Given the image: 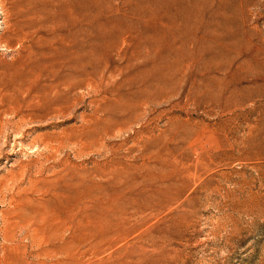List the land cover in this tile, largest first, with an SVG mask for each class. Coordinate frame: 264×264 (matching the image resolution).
<instances>
[{
    "label": "rangeland",
    "instance_id": "rangeland-1",
    "mask_svg": "<svg viewBox=\"0 0 264 264\" xmlns=\"http://www.w3.org/2000/svg\"><path fill=\"white\" fill-rule=\"evenodd\" d=\"M67 2L0 0V264H264V0Z\"/></svg>",
    "mask_w": 264,
    "mask_h": 264
},
{
    "label": "bare ground",
    "instance_id": "bare-ground-1",
    "mask_svg": "<svg viewBox=\"0 0 264 264\" xmlns=\"http://www.w3.org/2000/svg\"><path fill=\"white\" fill-rule=\"evenodd\" d=\"M101 1L102 2H104V0H68V2H67V4L65 5V7H64V9L65 10H61L60 12H58L57 14H55V15H53V17L55 16V17H57L58 19H60V20H63L65 17H66V14H64V13H68V14H75V15H78V17H77V19H76V21L78 22L77 24H79L82 20H85V19H87V20H90V19H95L96 18V16L95 15H91V14H87V15H85V13H83V12H87V11H91V9L93 8V10H95L94 8H98V6H99V4L101 3ZM106 2V1H105ZM134 2V3H133ZM110 3V2H109ZM108 3V4H109ZM121 4L123 5V6H126V7H129V5L130 4H135L136 5V10H134V9H130L131 10V12H133V13H136L138 16V18L139 19H141L143 16H147V15H151V19H155V20H161L160 19V17H162V16H167V18H168V20L169 21H174L176 18L175 17H177V16H175L174 15V13H172L171 11H170V9H168V7H170L169 5H168V7H165L164 5H163V3L161 2V0H121ZM172 5H173V3H172ZM133 6V5H132ZM132 6H130V7H132ZM188 6V5H187ZM118 7V6H117ZM174 7V6H173ZM172 7V8H173ZM134 8V7H133ZM171 8V9H172ZM187 8V7H186ZM128 9V8H127ZM176 9V8H175ZM132 10H134V11H132ZM94 12V11H93ZM178 12H179V10H178ZM176 13V12H175ZM180 13V12H179ZM178 13V14H179ZM94 14V13H93ZM178 14H176V15H178ZM182 14V13H181ZM129 15H131V14H129ZM133 15V14H132ZM180 15V14H179ZM98 16V15H97ZM181 16V15H180ZM52 16L51 17H49V15L48 16H46V19H54ZM74 17V16H73ZM136 17V18H137ZM179 17V16H178ZM177 17V18H178ZM67 18H70V16H68ZM181 18H182V16H181ZM165 19V18H164ZM187 19V18H186ZM186 19H185V21H186ZM59 20V21H60ZM99 20V19H98ZM106 20V19H105ZM114 20V19H113ZM66 21V20H65ZM100 21V20H99ZM166 21V20H165ZM177 21V20H176ZM182 21H184V16H183V20ZM55 22V21H54ZM108 22V21H107ZM114 22V21H113ZM117 22V21H116ZM115 22V23H116ZM156 22V21H155ZM33 23V22H32ZM49 23V22H48ZM53 23V22H52ZM60 23V22H59ZM71 23V22H70ZM88 23V22H87ZM100 23V22H99ZM120 23V22H119ZM160 23V22H159ZM64 24V23H63ZM102 24V23H101ZM105 24V23H104ZM167 24H168V22H167ZM56 25V24H55ZM59 25V24H58ZM86 25V24H85ZM99 25V24H98ZM115 25V24H114ZM118 25H121V24H118ZM123 25V24H122ZM121 25V26H122ZM128 25V24H127ZM126 25V26H127ZM130 25V24H129ZM78 26V25H77ZM96 26H97V24H96ZM116 26V25H115ZM16 27H18L17 29L19 30V32H21L22 31V28L24 27H21L20 25H18L17 24V26ZM85 27V26H84ZM108 27V26H107ZM124 27V26H123ZM116 28V27H115ZM127 28V27H126ZM163 28V27H162ZM118 29V28H117ZM116 29V30H117ZM125 29V28H124ZM128 29V28H127ZM126 29V30H127ZM133 29V28H132ZM115 30V31H116ZM122 30V29H121ZM125 30V31H126ZM165 30V29H164ZM187 30V29H186ZM93 31H94V29H93ZM103 31V30H102ZM97 32V31H96ZM100 32V31H99ZM122 32L123 31H120V32H117L118 34H117V37H115L114 39V42L110 45L111 47H110V49H113V51H114V48H116V47H120V46H118L119 44H121L122 43V40H121V34H122ZM131 32V31H130ZM133 32V31H132ZM176 32V31H175ZM174 32V33H175ZM184 32V31H183ZM186 32H188V31H186ZM110 33V32H109ZM115 33V32H114ZM124 33V32H123ZM125 33H127V32H125ZM162 33V32H161ZM98 34V33H97ZM97 34H96V36H97ZM112 34V33H111ZM127 34H129V33H127ZM163 34V33H162ZM101 35V36H100ZM99 35V37H98V39H103L104 38V34L102 33V34H100ZM166 35V34H165ZM172 35H173V33H172ZM106 36V35H105ZM112 36V35H111ZM111 36H109V37H111ZM115 36V35H114ZM129 36V35H128ZM103 37V38H102ZM113 37V36H112ZM112 37H111V39H112ZM142 37V36H141ZM165 37V36H164ZM205 38V37H204ZM105 39H107V37L105 38ZM105 39H104V41H105ZM180 39V38H179ZM96 40V39H95ZM171 40V39H170ZM175 40V39H174ZM92 41H94V39L92 40ZM97 41V40H96ZM99 41V40H98ZM108 41V40H107ZM167 41V40H166ZM169 41V40H168ZM102 42V41H101ZM109 42V41H108ZM140 42V41H139ZM145 42V41H144ZM98 43H100V42H98ZM104 43V42H103ZM155 43V42H154ZM166 43V42H165ZM100 45V44H99ZM104 46V45H103ZM155 46V45H154ZM183 46V45H182ZM101 47V46H100ZM96 49H98V48H96ZM102 49V48H101ZM100 49V50H101ZM107 49H109V48H107ZM117 49V48H116ZM115 49V50H116ZM86 51V50H85ZM97 52H98V50H97ZM109 53V52H108ZM107 53V54H108ZM111 53V52H110ZM109 53V54H110ZM171 53V52H170ZM175 53V52H174ZM105 54V53H104ZM103 54V55H104ZM106 54V55H107ZM156 56V55H155ZM103 57V56H102ZM106 57V56H105ZM87 58V57H86ZM98 58V57H97ZM156 58V57H155ZM103 59V58H102ZM150 59V58H149ZM106 60V59H105ZM104 60V61H105ZM153 60V59H152ZM151 60V61H152ZM158 60H159V58H158ZM97 61V60H96ZM150 61V62H151ZM161 61V60H160ZM146 62V61H145ZM154 62H156L155 60H154ZM159 62V61H158ZM94 63V62H93ZM99 63V62H98ZM147 63V62H146ZM153 63V62H152ZM164 63V62H163ZM151 64V63H150ZM154 64V63H153ZM157 65V64H156ZM167 65H169V64H167ZM145 66V65H144ZM148 66H151V65H148ZM154 66V65H153ZM160 67V66H159ZM167 67V66H166ZM157 70H158V68H156ZM148 70V69H147ZM151 70V69H150ZM160 70H162V69H160ZM139 71H141V70H139ZM154 71V70H153ZM152 71V72H153ZM151 72V73H152ZM158 72V71H157ZM156 72V73H157ZM142 73V72H141ZM145 73H146V71H145ZM149 73V72H148ZM161 73V72H160ZM164 73V72H163ZM149 75H151V74H149ZM157 75H158V73H157ZM138 76V75H137ZM153 76H154V74H153ZM171 76V75H170ZM145 77H148L147 75L145 76ZM145 77H143V78H145ZM157 77V76H156ZM160 77V76H159ZM162 77V76H161ZM152 78V77H151ZM169 78V77H168ZM146 79V78H145ZM157 79V78H156ZM163 79V78H162ZM134 80H135V78H134ZM143 80V79H142ZM142 80H141V82H142ZM154 80V79H153ZM166 80V79H165ZM139 81V80H138ZM145 81V80H144ZM142 82V83H145V82ZM151 81V80H150ZM155 81V80H154ZM157 81V80H156ZM163 81V80H162ZM164 82H166V81H164ZM146 83H147V81H146ZM149 83V82H148ZM174 83V82H173ZM172 83V84H173ZM156 84V83H155ZM175 84V83H174ZM145 85V84H144ZM149 85V84H148ZM161 85V84H160ZM150 86V85H149ZM153 86V85H152ZM155 87V86H154ZM159 88H161V87H159ZM158 88H156V90H157ZM153 90H155V88H153ZM158 91V90H157ZM158 92H160V91H158ZM143 94V93H142ZM148 94V93H147ZM154 94V93H153ZM215 95V94H214ZM103 124V123H102ZM77 190V189H76ZM75 190V191H76ZM61 191V190H60ZM59 193V192H58ZM85 193V192H84ZM54 194V193H53ZM80 197L78 196V195H75V194H73L71 191H70V189L68 188V190H66L64 193H62V195H58V196H56V197H54V198H52V199H49V200H51L52 201V204H51V212H52V217L53 216H55V219H49L48 221L49 222H47V228L48 227H52L53 228V230H54V232H53V236H50L48 239H47V242L48 243H50V244H53L54 243V241H61V242H69V243H73V236L75 235V233H73L75 230H77V228L79 227V225L81 224L80 222H81V218H80V210H78V208H79V204H78V199H79ZM43 200V199H42ZM37 201V200H36ZM37 204V203H36ZM145 205V204H144ZM40 206V205H39ZM36 207V206H35ZM43 207V206H42ZM33 208V207H32ZM40 208V207H39ZM99 208V207H98ZM103 208V207H102ZM105 208V207H104ZM38 209V208H37ZM104 211H106L105 209H103ZM108 210V209H107ZM45 213V211L42 213V214H44ZM86 213V212H85ZM109 214V213H108ZM25 215H27V214H25ZM92 215V214H91ZM39 217V216H38ZM39 219V218H38ZM84 219V218H83ZM93 219V218H92ZM94 220V219H93ZM103 220V219H102ZM120 220V219H119ZM73 221V223L76 225V227L75 226H73V227H70V226H68V224H66L67 222H72ZM97 222V221H96ZM80 223V224H79ZM108 223V222H107ZM99 224H101V223H99ZM114 224V223H113ZM117 225L119 224L118 222L116 223ZM41 225V224H40ZM71 225V224H70ZM72 226V225H71ZM99 226H101V225H99ZM70 229H72V231H71V233H69V234H66V231L67 230H69V228ZM90 227V226H89ZM120 227H121V225H120ZM90 228H92V227H90ZM98 228V227H97ZM116 228V227H115ZM108 229V228H107ZM31 230H33V229H31ZM122 230H124V229H122ZM35 231V230H34ZM51 231V230H50ZM82 232V231H81ZM116 232H118V231H116ZM126 233V232H125ZM37 234V233H36ZM39 239V238H38ZM33 241V240H32ZM59 243V242H58ZM57 243V244H58ZM42 245V244H41ZM44 245V244H43ZM50 246V245H49ZM80 246V245H79ZM46 247V246H45ZM73 251V250H72ZM71 251V252H72ZM63 252V251H62ZM61 252V253H62ZM53 253V252H52ZM55 253V252H54ZM60 253V252H59ZM48 254V253H47ZM23 255V254H22ZM49 255H50V253H49ZM59 255V254H58ZM73 255V254H72ZM75 255H77V254H75ZM81 255V254H80ZM55 256V255H54ZM57 256V255H56ZM55 256V257H56ZM63 256V255H62ZM78 256V255H77ZM38 257V256H37ZM36 257V258H37ZM43 257H46V255L44 256L43 255ZM50 257V256H49ZM55 257H53V258H55ZM79 257V256H78ZM77 257V258H78ZM23 258H24V256H23ZM39 258V257H38ZM37 258V259H38ZM47 258V257H46ZM52 258V257H51ZM74 258V257H73ZM18 259V258H17ZM57 259H58V257H57ZM62 259V258H61ZM26 260V259H25ZM52 260V259H51ZM39 261H40V259H39ZM44 261H45V259H44ZM48 261V260H47ZM46 261V262H47ZM58 261H59V259H58ZM75 261H76V259H75ZM53 262H54V260H53ZM57 262V261H56ZM32 263V262H31ZM30 263V264H31ZM43 263V262H42ZM10 264V263H9ZM48 264V263H47Z\"/></svg>",
    "mask_w": 264,
    "mask_h": 264
}]
</instances>
